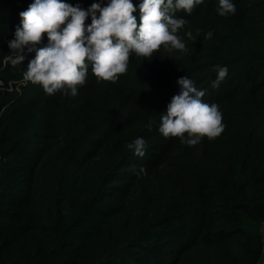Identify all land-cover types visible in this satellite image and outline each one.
<instances>
[{
	"label": "trees",
	"instance_id": "obj_1",
	"mask_svg": "<svg viewBox=\"0 0 264 264\" xmlns=\"http://www.w3.org/2000/svg\"><path fill=\"white\" fill-rule=\"evenodd\" d=\"M33 2L0 0V264H258L264 0H231L227 16L219 0L175 13L186 21L177 32L185 51L131 53L114 83L98 81L89 63L74 97L24 80L34 52L5 62ZM65 2L86 10L101 0ZM132 2L139 20L142 0ZM217 66L228 73L213 87ZM182 76L224 124L192 147L159 132ZM137 138L143 156L127 147Z\"/></svg>",
	"mask_w": 264,
	"mask_h": 264
},
{
	"label": "clouds",
	"instance_id": "obj_2",
	"mask_svg": "<svg viewBox=\"0 0 264 264\" xmlns=\"http://www.w3.org/2000/svg\"><path fill=\"white\" fill-rule=\"evenodd\" d=\"M203 0H142L139 20L132 0L94 2L89 8L73 6L65 0H34L21 12V25L8 42L12 55L5 58L12 66L23 63L28 54L35 53L27 63L23 78L42 85L48 95L60 90L77 95L78 86L86 81L89 63L98 81L116 82L127 72L131 53L150 58L161 46L185 51L186 46L177 35L185 20L175 13L183 10L191 14ZM231 0H219L220 16L234 14ZM91 17V23L85 21ZM47 43L43 44L44 37ZM191 38V33H187ZM212 33H207L210 38ZM43 46H40L42 45ZM227 67L217 66L213 87L226 78ZM179 92L161 113L159 132L165 137H177L189 147L202 138L213 140L224 131L222 114L216 104L202 100L205 91L195 87L187 76L177 80ZM127 147L139 156L144 155L146 143L137 138Z\"/></svg>",
	"mask_w": 264,
	"mask_h": 264
},
{
	"label": "rangeland",
	"instance_id": "obj_3",
	"mask_svg": "<svg viewBox=\"0 0 264 264\" xmlns=\"http://www.w3.org/2000/svg\"><path fill=\"white\" fill-rule=\"evenodd\" d=\"M185 25H186V23L184 24V26L182 27V29L186 27ZM19 82L21 83L22 81L19 80ZM259 232L261 234V240H262V245H263V257L258 262V264H261L262 262H264V222L260 224V226H259Z\"/></svg>",
	"mask_w": 264,
	"mask_h": 264
}]
</instances>
